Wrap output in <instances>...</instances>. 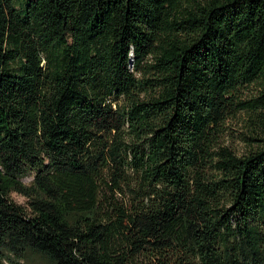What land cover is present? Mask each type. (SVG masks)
Returning a JSON list of instances; mask_svg holds the SVG:
<instances>
[{
  "label": "trees",
  "instance_id": "trees-1",
  "mask_svg": "<svg viewBox=\"0 0 264 264\" xmlns=\"http://www.w3.org/2000/svg\"><path fill=\"white\" fill-rule=\"evenodd\" d=\"M257 81L264 0H0V264H264Z\"/></svg>",
  "mask_w": 264,
  "mask_h": 264
},
{
  "label": "rangeland",
  "instance_id": "rangeland-1",
  "mask_svg": "<svg viewBox=\"0 0 264 264\" xmlns=\"http://www.w3.org/2000/svg\"><path fill=\"white\" fill-rule=\"evenodd\" d=\"M23 0H15V4L20 6ZM264 91V87L261 82L257 81L251 85L246 86L241 90V97L243 99H250L260 96ZM249 121V117L246 112H240L237 116L232 117L227 122L228 134L224 138L225 144L234 148L239 154H244L248 149L253 148L255 143L250 141L247 137L250 136L248 129L246 128ZM32 178H25L24 181L29 183ZM11 197L14 201L21 204H26L27 199L13 192ZM25 264H51L47 259L42 258L37 254H29L26 258Z\"/></svg>",
  "mask_w": 264,
  "mask_h": 264
}]
</instances>
